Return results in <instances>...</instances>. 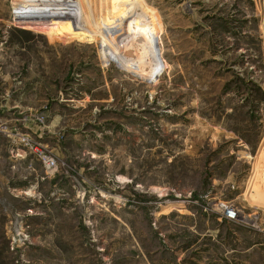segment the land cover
I'll return each instance as SVG.
<instances>
[{
	"label": "rangeland",
	"instance_id": "1",
	"mask_svg": "<svg viewBox=\"0 0 264 264\" xmlns=\"http://www.w3.org/2000/svg\"><path fill=\"white\" fill-rule=\"evenodd\" d=\"M0 264H264V0H0Z\"/></svg>",
	"mask_w": 264,
	"mask_h": 264
},
{
	"label": "built area",
	"instance_id": "2",
	"mask_svg": "<svg viewBox=\"0 0 264 264\" xmlns=\"http://www.w3.org/2000/svg\"><path fill=\"white\" fill-rule=\"evenodd\" d=\"M220 212L222 214V216L226 219L229 220L231 222H234V218L236 217L237 210L233 207V205L231 204H225V203H220ZM237 222V221H236Z\"/></svg>",
	"mask_w": 264,
	"mask_h": 264
},
{
	"label": "bare ground",
	"instance_id": "3",
	"mask_svg": "<svg viewBox=\"0 0 264 264\" xmlns=\"http://www.w3.org/2000/svg\"><path fill=\"white\" fill-rule=\"evenodd\" d=\"M234 219H236L237 221L241 220L240 217H239V213H237V215H236V217Z\"/></svg>",
	"mask_w": 264,
	"mask_h": 264
}]
</instances>
